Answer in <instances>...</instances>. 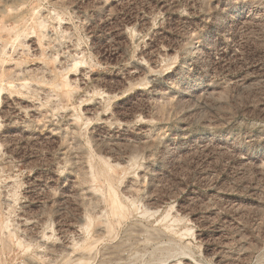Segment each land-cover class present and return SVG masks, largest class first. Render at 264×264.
Listing matches in <instances>:
<instances>
[{"label":"rangeland","instance_id":"374dc122","mask_svg":"<svg viewBox=\"0 0 264 264\" xmlns=\"http://www.w3.org/2000/svg\"><path fill=\"white\" fill-rule=\"evenodd\" d=\"M3 12L0 264H264V0Z\"/></svg>","mask_w":264,"mask_h":264},{"label":"bare ground","instance_id":"6f19581e","mask_svg":"<svg viewBox=\"0 0 264 264\" xmlns=\"http://www.w3.org/2000/svg\"><path fill=\"white\" fill-rule=\"evenodd\" d=\"M4 9V8H3ZM7 10V9H6ZM5 10V11H6ZM3 11V10H2ZM7 12V11H6ZM6 12H3L4 14H0V40H1V42H2V40H3V46L6 44V42H4L5 40L7 41V40H9V42H11V41H13V40H15V38L17 37V34L16 33H19L18 32V29L16 30V28L17 27H15V30L17 31V32H15L14 31V29L12 28V27H9V26H7L5 23H7V22H9L10 24H12L13 22H17L18 23V21L19 20H21V18H19L20 16L18 15V14H16L14 17H10L11 15H9V14H7ZM6 13V14H5ZM12 13V12H11ZM20 14H22V13H20ZM25 19V18H24ZM35 22V21H34ZM16 23V24H17ZM40 24L42 23V22H39ZM15 24V25H16ZM37 25V24H36ZM42 25V24H41ZM41 25H38V26H40L41 28H42V26ZM17 26V25H16ZM25 27V26H24ZM39 27V28H40ZM34 28H35V26H34ZM36 29V28H35ZM44 29V28H43ZM24 30V29H23ZM32 30V29H31ZM25 31V30H24ZM33 31V30H32ZM31 31V32H32ZM37 31V30H36ZM21 32H23V31H21ZM28 32V31H27ZM42 35V34H41ZM40 35V36H41ZM18 36H19V34H18ZM24 37H25V35H24ZM42 37V36H41ZM40 38V37H39ZM16 40H17V38H16ZM21 40V39H20ZM22 41V40H21ZM38 41H40V40H38ZM13 43V42H12ZM20 43V42H19ZM2 47V46H1ZM17 47V46H16ZM6 49V47H2V48H0V56L2 57V55H3V53H4V56H5V49ZM33 48V47H32ZM14 49V48H13ZM14 52V51H13ZM25 52V51H24ZM28 52V51H27ZM12 54V53H11ZM14 54H16V53H14ZM28 54V53H27ZM27 54H26V56H27ZM6 55H7V53H6ZM30 55V54H29ZM32 55H34V54H32ZM37 55V54H36ZM41 55V54H40ZM6 57V56H5ZM16 58V57H15ZM19 58V57H18ZM26 58V57H25ZM6 59V58H5ZM5 59H1L0 58V68H1V66H2V64H4V60ZM12 59V58H11ZM13 60H14V57H13ZM46 59H44V61H45ZM16 62H15V66L17 67L18 65H20V64H23L24 63V65L28 62L27 60L26 61H23V62H19V63H17V61H19V60H15ZM5 62H7L6 60H5ZM11 64H12V62H11ZM8 65H9V63H8ZM13 66H14V64H13ZM12 65H10V68H7V69H5L4 67V69H0L1 71H0V82L2 81V80H4V78L5 79H7V78H10L11 77V74H12V67H13ZM21 66V65H20ZM15 68V67H14ZM23 68H24V66H23ZM21 69V68H20ZM37 69V68H36ZM22 70V69H21ZM20 70V71H21ZM18 71V70H17ZM23 71V70H22ZM15 71H13V73H14ZM16 74V73H15ZM17 75V74H16ZM13 76V75H12ZM50 79V78H49ZM8 81H10V80H8ZM68 82V81H67ZM3 83V82H2ZM65 83V82H64ZM69 83V82H68ZM4 84V83H3ZM8 84V83H7ZM60 85V84H59ZM63 85V84H62ZM61 85V86H62ZM4 86V85H3ZM65 86H67L66 84H65ZM68 86H70V85H68ZM5 88V87H4ZM3 88H0V91L2 90ZM4 90V89H3ZM2 90V91H3ZM9 90V89H8ZM1 91V92H2ZM69 91V90H68ZM67 93V92H66ZM2 98V97H1ZM3 100L5 99V98H2ZM112 178V177H111ZM118 200H113V198H112V203H113V206L111 207V209H112V212L111 213H113V214H115V215H120V208H122V207H120L119 208V203L117 202ZM110 203V202H109ZM111 205V204H110ZM122 210V209H121ZM123 212H124V210H123ZM110 213V214H111ZM123 214V213H122ZM122 214L120 215V216H122ZM115 217V216H114ZM123 218V217H122ZM106 220V219H105ZM1 225V224H0ZM110 226V225H109ZM111 227V226H110ZM1 228V227H0ZM2 229V228H1ZM2 236H1V234H0V238H1ZM10 237V236H9ZM8 239H10V238H8ZM9 242H10V240H8ZM2 242H4V241H2ZM6 242V241H5ZM6 243H4V245H5ZM7 245H9L8 243H7ZM6 246V245H5ZM0 247H1V245H0ZM10 246H8V248H9ZM88 248V247H87ZM10 249V248H9ZM3 250H5L4 248H3ZM10 252V251H9Z\"/></svg>","mask_w":264,"mask_h":264}]
</instances>
